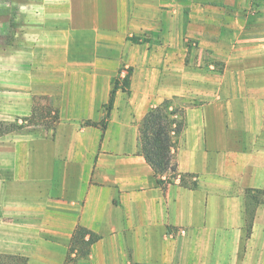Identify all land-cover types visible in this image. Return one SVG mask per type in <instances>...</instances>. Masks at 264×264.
Wrapping results in <instances>:
<instances>
[{
	"label": "crops",
	"instance_id": "0c3cea01",
	"mask_svg": "<svg viewBox=\"0 0 264 264\" xmlns=\"http://www.w3.org/2000/svg\"><path fill=\"white\" fill-rule=\"evenodd\" d=\"M257 1L231 10L230 0H34V45L55 48L34 67V96L48 98L58 121L44 134L0 137V256L23 253L2 241L7 224L30 222L24 264H264ZM6 78L0 70V111ZM18 95L11 111L31 114L30 94ZM163 102L182 123L165 187L139 138ZM76 226L99 239L86 259L67 261Z\"/></svg>",
	"mask_w": 264,
	"mask_h": 264
},
{
	"label": "rangeland",
	"instance_id": "374dc122",
	"mask_svg": "<svg viewBox=\"0 0 264 264\" xmlns=\"http://www.w3.org/2000/svg\"><path fill=\"white\" fill-rule=\"evenodd\" d=\"M237 1L230 0L231 10L236 9L238 6H241L240 10H255L258 5L257 0H245L246 4L242 8V0L240 5L237 4ZM20 10H22L21 13ZM36 38L37 36L34 38V0H0V51L6 50V55L0 56V70H5L7 74V78L2 82H5L6 85L8 102L7 110L3 111L1 109L0 111V121L2 122H14L18 119V122L22 123L21 119L30 115L29 113L27 116L20 115L11 111L15 98L21 99V97H18V92L22 93L23 102H25L27 94H30V112L34 107L35 117L47 116L45 108L49 107L53 110L46 96H34V90H36L34 89V67L39 65V62H44L47 52H53L55 48L35 46L34 39L36 40ZM24 106L26 107V105ZM105 107L103 111L104 119L101 122L105 121ZM52 118L53 113L43 118L42 121L40 120L38 125L28 126L12 134L17 136L44 134L46 126L53 123ZM87 122L92 121L83 119L78 123L81 127L86 125ZM23 186L29 190L34 187L32 183L23 184ZM7 226V239L2 241L8 249L22 250L23 253L14 256L1 255L0 260L8 264H24L27 259L26 256L30 254L34 247V238L29 237L30 234L34 233V223L21 222L12 224V226L7 224ZM9 232L17 234V236L11 237V233L8 234Z\"/></svg>",
	"mask_w": 264,
	"mask_h": 264
},
{
	"label": "trees",
	"instance_id": "16d2710c",
	"mask_svg": "<svg viewBox=\"0 0 264 264\" xmlns=\"http://www.w3.org/2000/svg\"><path fill=\"white\" fill-rule=\"evenodd\" d=\"M123 80V82H125L126 77ZM117 87L118 82L114 81L110 91L109 102L105 107V118L108 117ZM45 109V114L47 116L53 113V123L46 126L45 129L53 128L54 123L58 121L57 112L49 107ZM175 113V110H169L168 102H163L158 107L149 111L144 116L139 126L141 155L152 169L156 177V184L162 187L170 183V180H162L160 176L165 173L175 175L177 171V167L172 161L171 147L173 146V138L178 135L182 129V123L176 120L174 116ZM34 115L35 111L34 107H32L30 116L22 118V123H19L18 119L14 122L0 121V137L21 131L28 126H34V124L38 125L40 120L42 121L43 118L47 117L42 115L35 117ZM86 125L90 126L96 124L87 122ZM99 125L101 130L104 131L105 121L101 122ZM98 239L99 237L93 232L81 226H76L69 242L66 260H70L72 253H75L77 259H86L91 245L98 241Z\"/></svg>",
	"mask_w": 264,
	"mask_h": 264
}]
</instances>
